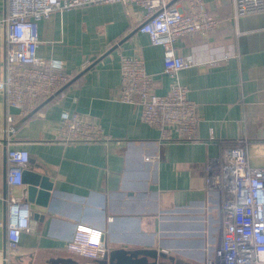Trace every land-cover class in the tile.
Listing matches in <instances>:
<instances>
[{"label":"crops","instance_id":"1","mask_svg":"<svg viewBox=\"0 0 264 264\" xmlns=\"http://www.w3.org/2000/svg\"><path fill=\"white\" fill-rule=\"evenodd\" d=\"M205 2L226 23L214 34L184 37L175 44L177 52L197 61L180 72L201 115L195 140L163 139L159 128L142 121L140 108L121 100L122 54L145 59L157 93L171 89L164 48L138 30L143 7L108 2L54 11L39 20L38 54L62 59L73 78L24 116L19 108L6 106L0 91V189L8 191V144L27 148L26 168L54 184L46 212L32 208V229L22 233L12 264H73L55 263L58 258L90 264L67 249L79 223L103 230L110 247L158 248L180 264H204L213 254L223 223L221 193L205 185L210 159L247 137L252 163L264 166V12L229 21L231 0ZM5 7L6 0H0V18ZM4 57L0 29V75ZM65 110L89 114L112 140L61 142ZM7 111L16 115L17 129L9 141ZM7 225L8 205L0 200V264Z\"/></svg>","mask_w":264,"mask_h":264},{"label":"built area","instance_id":"2","mask_svg":"<svg viewBox=\"0 0 264 264\" xmlns=\"http://www.w3.org/2000/svg\"><path fill=\"white\" fill-rule=\"evenodd\" d=\"M233 14L229 21L264 12V0H231ZM108 2L136 4L145 9L138 30L149 36L152 45L164 48V72L172 78L166 94L155 91V78L145 59L135 55L120 56L121 100L140 108L143 122L159 128L168 141L195 140L201 115L198 104L189 96L180 72L197 63L192 55L177 52L176 42L184 37L209 36L224 22L213 15L205 0H6L0 29L5 36L3 73L0 91L6 106L19 108L24 116L39 103L53 96L73 78L64 70L63 60L38 54V22L54 11ZM58 139L67 145L94 144L112 140L102 125L85 112L61 113ZM6 139L16 134V115L7 111ZM8 143V142H7ZM247 137L224 146L221 154L209 161L205 185L221 193L222 239L204 264H264V166L251 161ZM10 170L8 191L0 189V200L8 205L7 245L4 264H12L18 253L22 233L32 229V208L28 200L23 169L31 155L27 148L7 146ZM69 252L88 258H102L109 246L103 230L77 224L67 242ZM90 262V263H91Z\"/></svg>","mask_w":264,"mask_h":264},{"label":"water","instance_id":"3","mask_svg":"<svg viewBox=\"0 0 264 264\" xmlns=\"http://www.w3.org/2000/svg\"><path fill=\"white\" fill-rule=\"evenodd\" d=\"M26 166L23 169V181L28 184L27 195L31 208L42 213L46 212V208L50 206L51 190L54 189L53 179L37 172H30ZM54 262L75 263L71 258H58ZM90 264H180V261L176 256L158 248L109 246L102 258L95 259Z\"/></svg>","mask_w":264,"mask_h":264}]
</instances>
